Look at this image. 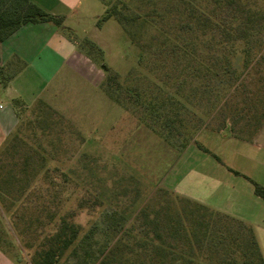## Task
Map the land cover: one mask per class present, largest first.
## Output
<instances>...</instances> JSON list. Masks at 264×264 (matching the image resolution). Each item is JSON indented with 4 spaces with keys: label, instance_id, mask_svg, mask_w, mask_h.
Returning a JSON list of instances; mask_svg holds the SVG:
<instances>
[{
    "label": "rangeland",
    "instance_id": "obj_1",
    "mask_svg": "<svg viewBox=\"0 0 264 264\" xmlns=\"http://www.w3.org/2000/svg\"><path fill=\"white\" fill-rule=\"evenodd\" d=\"M85 1L91 7L84 12L75 10L66 28L80 51L85 53L86 41L99 46L102 53L97 67L104 73L100 67L103 63L118 73L124 87L131 88L133 94L140 93L138 100L148 102L151 96L160 99L166 91L171 92L179 71L170 64L171 53L156 45L160 28L166 26L164 21L157 24L156 17L145 25L133 26L129 33L115 17L97 20L106 7L113 5L128 16L146 12L156 15L172 2L174 5V0ZM256 3L264 6V0ZM258 42L260 48L252 50L247 65L242 55L237 58L242 71L233 86L225 90L215 87L211 94L200 97L196 93L182 100L181 123L175 121L170 142L147 126L165 134L134 95L124 104L116 103L102 90L103 81L93 88L88 70H62L57 81H63L59 93L66 99L65 106L53 110L47 104H38L23 110L18 153L4 160V170L18 161L21 166L27 150L33 149L35 159L29 162H37L48 172H39L29 187H25L23 176L14 179L17 184L5 187L14 197L22 187L25 192L11 204L1 202L0 245L24 264H32L64 220L78 227L76 241L93 227L90 242L99 256L93 264H101L106 256L112 258L111 264L142 262L143 256L135 252L137 242L142 240L136 235L139 212L160 208L185 214L195 210L186 197L210 208L219 206L229 213L253 216L250 226L264 262V200L254 195L249 180L232 172L247 162L243 154L264 161V151L252 147L249 140L264 120V33ZM79 93L82 96L78 100ZM111 211L126 218L124 226L130 232L128 243L132 247L117 241L118 234L104 232V215ZM238 227L232 224L230 234L239 235ZM104 242L108 246L99 255L98 247ZM206 245L203 242L199 255L190 262L181 254L177 264H230L229 257L206 256ZM70 250L63 253L59 263L74 264L81 259L80 250L77 255ZM183 250L186 254L187 249Z\"/></svg>",
    "mask_w": 264,
    "mask_h": 264
},
{
    "label": "trees",
    "instance_id": "obj_2",
    "mask_svg": "<svg viewBox=\"0 0 264 264\" xmlns=\"http://www.w3.org/2000/svg\"><path fill=\"white\" fill-rule=\"evenodd\" d=\"M111 17H115L129 33L133 26L145 25L156 17L159 18L157 24L159 21L166 23L165 27L160 28V38H156V45L161 51L171 53L170 64L179 71L176 73V82L170 86L173 89L171 92L166 91L160 99L157 95L151 96L148 102L143 98L138 100L140 93L136 91L133 94L131 88L124 87L119 82L118 73L112 72L103 63L100 67L105 73L101 84L104 93L119 104L126 103L134 95L135 99L149 110L150 118L165 130V134L148 124L147 126L168 142L176 127L175 121L177 119L181 121L179 109L184 107L182 100L195 97L196 93H200V97L211 94L215 87L225 90L233 86L240 79L242 71L238 69L237 58L242 55L245 58L244 64L247 65L252 50L255 47L260 48L259 37L264 33V6L257 5L256 0H174V5L172 2L167 10L157 12L156 15L146 12L133 16L124 14L113 5L105 8L97 22ZM42 21H50L57 27L65 28L62 16L44 11L31 0H0V41L27 22ZM86 42L85 54L98 65L101 62V48L92 41ZM213 49L215 52L211 53ZM93 52L97 54L94 55ZM1 82L5 84L3 78ZM187 85L191 87L185 91ZM199 96L198 99H201ZM18 142L20 136L16 134L9 148L14 150ZM35 155V150H27V154L23 156L25 160L23 164L20 166L19 161L14 162L9 170H4L5 163L2 158L0 159L1 193H7L5 187L9 188L15 178L23 176L26 181L25 187H29L39 176V172H45L46 175L47 168L43 169L37 162H29L35 159ZM61 173L63 176L66 175L65 172ZM250 181L253 192L264 200V186ZM25 187H22V190L20 188L18 197L25 192L23 189ZM184 198L194 205L195 210L185 214L167 211L165 213L160 208L150 212L143 209L139 212L141 221L136 235L142 240L137 242L135 252L142 255L144 260L126 264H177L181 254L186 255L190 262L193 256L199 255L203 242L207 244L206 256L215 254L222 259L229 257L232 259L230 264H264L249 224L220 210ZM1 202L11 204L14 200ZM125 220L121 213L106 212L103 219L104 230L106 229L104 232L118 234L117 241L126 247H132L128 243H131L132 238L128 236L130 232L124 226ZM61 221L60 227L48 238L47 248L37 253L32 264H68L59 263V259L69 248L72 255H77L79 250L82 253L81 259L74 264H87L88 260H91L92 264L95 263L99 256L92 251L90 242L93 227L76 241L78 227L73 223ZM232 224L239 226L237 228L239 235L230 234L229 228ZM107 246L106 242L101 244V248L98 247L100 249L98 254H103ZM184 248L187 249L186 254ZM106 258L107 256L101 259L100 263L111 264L113 260L110 255L109 260Z\"/></svg>",
    "mask_w": 264,
    "mask_h": 264
},
{
    "label": "crops",
    "instance_id": "obj_3",
    "mask_svg": "<svg viewBox=\"0 0 264 264\" xmlns=\"http://www.w3.org/2000/svg\"><path fill=\"white\" fill-rule=\"evenodd\" d=\"M31 1L50 14L62 16V24L65 28L57 27L50 21L27 22L0 41V159L2 158L3 161L9 156L8 153H17V147L14 150L9 147L13 136L16 134L20 136L18 130L23 110L31 109L38 104H47L53 110L65 106L66 99L59 93L63 81L60 79L57 81V76L62 70L76 73L88 70L92 75L91 83L94 89L104 78V73L95 62L80 51L66 29L69 27L70 15L77 9L84 12L91 7V4L85 0ZM1 78L5 81L4 85ZM80 96H82L80 93L77 94L76 99L79 100ZM249 140L252 147L264 151V120ZM243 157L247 162H243L239 170H230L249 181L256 180L255 182L264 186V161L251 154H243ZM13 183L17 184L18 181ZM10 195L8 192H0V213H4L1 200L17 201V197ZM254 195L259 197L255 193ZM220 208L213 207L249 225L253 222L251 215L229 213ZM252 208L255 210V207ZM0 264L24 263L21 258L10 255L0 245Z\"/></svg>",
    "mask_w": 264,
    "mask_h": 264
}]
</instances>
